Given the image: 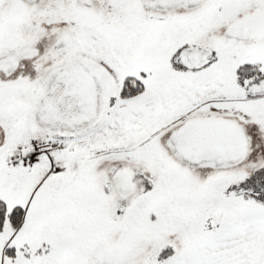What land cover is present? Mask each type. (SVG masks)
Wrapping results in <instances>:
<instances>
[{"label":"snow or ice","instance_id":"1","mask_svg":"<svg viewBox=\"0 0 264 264\" xmlns=\"http://www.w3.org/2000/svg\"><path fill=\"white\" fill-rule=\"evenodd\" d=\"M0 264H264V0H0Z\"/></svg>","mask_w":264,"mask_h":264}]
</instances>
